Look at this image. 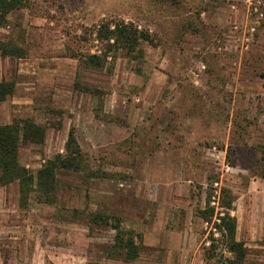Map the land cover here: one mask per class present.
<instances>
[{
    "label": "rangeland",
    "instance_id": "1",
    "mask_svg": "<svg viewBox=\"0 0 264 264\" xmlns=\"http://www.w3.org/2000/svg\"><path fill=\"white\" fill-rule=\"evenodd\" d=\"M106 23L149 41L111 51L95 40ZM0 45V83L14 85L0 125L45 132L18 164L67 157L70 134L80 150L49 203L0 185V264H193L196 250L194 264H235L213 227L223 199L241 264H264V0H25ZM116 221L135 259L113 251Z\"/></svg>",
    "mask_w": 264,
    "mask_h": 264
},
{
    "label": "trees",
    "instance_id": "2",
    "mask_svg": "<svg viewBox=\"0 0 264 264\" xmlns=\"http://www.w3.org/2000/svg\"><path fill=\"white\" fill-rule=\"evenodd\" d=\"M25 0H0V28L6 22L7 16L15 10L23 8ZM101 24L95 33V40L110 45L111 51L124 50L133 52L139 41L147 42L149 37L142 32L136 31L132 26L126 24L113 26ZM114 47V48H113ZM109 52V51H108ZM0 54L10 56V52L0 45ZM102 55V56H101ZM101 55L93 54L88 57L87 65L92 68L102 66V60L106 58V53ZM14 85L12 83H0V103L4 102L12 95ZM44 129L29 120L13 122L12 124L0 125V185L4 186L13 182L19 184V201L26 204L27 199L33 193L38 202L49 203L54 198L56 192V172L58 169H78L79 164L76 159L80 156L79 146L72 134L68 136L66 143L67 157H57L44 164L35 174L18 164V148L20 144H41L44 140ZM230 200L223 201L219 207L224 212V217H220V223H213L214 229L224 234L226 249L235 256V264H241L245 258L246 251L241 242L235 240L236 222L228 212L231 210ZM215 209L209 206L201 213L202 220L210 223ZM93 223L98 224L101 218L97 215L92 218ZM116 232L114 237L113 251L125 258L135 259L138 256V247L134 239L120 228L119 221L113 225ZM213 247V246H212ZM208 253V252H207Z\"/></svg>",
    "mask_w": 264,
    "mask_h": 264
},
{
    "label": "crops",
    "instance_id": "3",
    "mask_svg": "<svg viewBox=\"0 0 264 264\" xmlns=\"http://www.w3.org/2000/svg\"><path fill=\"white\" fill-rule=\"evenodd\" d=\"M155 240L154 239H152V241H151V246H155ZM197 251V250H196ZM196 251H195V253H194V255L192 256V260H193V264L194 263H198L199 262V259L196 257ZM184 252V251H183ZM182 253V252H181ZM177 258H180V260H183V256L181 255L180 256V252H179V254L177 255Z\"/></svg>",
    "mask_w": 264,
    "mask_h": 264
}]
</instances>
